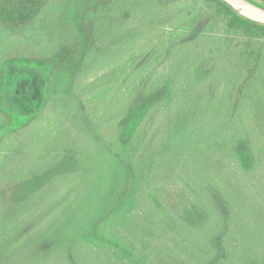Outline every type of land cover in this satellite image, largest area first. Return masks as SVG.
<instances>
[{
	"label": "rangeland",
	"instance_id": "obj_1",
	"mask_svg": "<svg viewBox=\"0 0 264 264\" xmlns=\"http://www.w3.org/2000/svg\"><path fill=\"white\" fill-rule=\"evenodd\" d=\"M157 1L135 0L124 39L108 55L115 61L107 65L102 59L97 68L95 60L87 63L76 91L68 92L63 82L48 90L36 65L8 64L5 107L24 118L42 106L48 91L51 108L29 126L0 129V181L11 183L8 203L0 202V264H215L210 252L219 257L217 249L225 252L222 264H264V170L247 173L234 158L236 128L228 115L237 113L224 99L231 82H207L196 99L195 82L176 64L183 56L176 53L170 62L165 55L174 37L193 39L185 48L198 65L213 38H183L189 13L173 11L171 0ZM49 7L45 20L57 15ZM47 38L37 31L1 38L0 53L28 42L39 51ZM170 71L184 93L171 109L168 100L151 110L134 148L115 139L111 150V121L129 99L128 81L142 72L152 90L169 81ZM248 104L264 128V95ZM192 122L191 130L183 127ZM198 122L205 125L202 134ZM216 192L224 202L219 210L210 208ZM114 198L126 200L119 218L105 228L143 263L89 232L96 211ZM205 201L209 208L200 209Z\"/></svg>",
	"mask_w": 264,
	"mask_h": 264
},
{
	"label": "trees",
	"instance_id": "obj_2",
	"mask_svg": "<svg viewBox=\"0 0 264 264\" xmlns=\"http://www.w3.org/2000/svg\"><path fill=\"white\" fill-rule=\"evenodd\" d=\"M261 2L264 3V0ZM171 3L177 9L171 6L173 11L182 9L181 14L185 17H188L187 12L189 13L191 26L183 34V38L207 35L213 38V44L207 58L195 66V61L190 60L191 49L185 48V44L193 39L181 41L174 37L170 42V52L165 56L170 62L173 59L171 57L176 53L183 56L177 60L179 62L176 64H181L186 69L189 79L195 82L193 90L196 99H201L202 86L207 82L218 86L224 79L230 80L231 86L229 85L230 87L226 89L228 94H225L224 99L227 100L225 102L228 109L233 107L232 112L237 113L233 115L230 112L228 115V124L236 128L233 140L234 158L247 173L257 169L264 170V128L261 127L263 122L260 123L259 119L252 118L250 115L252 107L248 104L256 97L264 95V24L238 14L223 0H171ZM134 4L135 0H0V34L3 33L0 39L8 41L15 34L23 36L33 31L49 35L47 38L49 43L39 51L28 42L25 47L17 45L13 50L0 53V129L12 130L29 126L41 112L49 111L51 108L49 103L51 97L48 91L42 106L24 118L5 107L8 64L36 65L44 74L48 90L63 82L68 92L76 91L77 83L75 82L83 74L87 63L95 60L97 68L102 59L107 65L115 61L113 57L108 59V55L113 47L118 45L122 38L124 39L126 32L124 29L133 17ZM48 7L57 15L53 18L49 15V19L45 20ZM126 13L129 14L125 16ZM0 47H4V44H0ZM148 53L151 51L148 50ZM170 77L169 81L152 90L147 89L145 84L148 79L143 77L142 72H138L128 81L125 94L129 99L127 103H124L123 111H118L115 115L116 119L111 121L115 124L113 125L115 126L113 141H109L111 150L115 149V139H120V143L124 146L134 148L135 137H138L142 131L151 110L168 100L171 101L167 106L170 107L169 109L172 108L174 100L184 92L180 90L177 78L172 72ZM172 85L173 89H171ZM171 90L174 97L170 98ZM214 95L215 93L209 94L208 101L212 102ZM212 125L208 127L211 129L208 132L213 131ZM238 125L243 126V129L237 128ZM194 126L193 122L183 125L190 130ZM198 128V134L205 132L203 122L196 124V129ZM187 131L188 129L185 130L186 133ZM110 158H113L112 154ZM121 162L123 163V160L118 159L117 165L120 167ZM122 166L125 176L130 175V170L127 168H131V162L127 160ZM10 187L11 183L8 181H0V202L8 203L7 192L9 194ZM215 196L218 198L213 199L210 208L216 206L219 210L224 207V202L217 192ZM156 199L160 200L158 197ZM122 200L120 202L121 200L117 201L114 198L113 203L108 202L106 207L96 211V215L89 222V232L97 237L100 243L105 242L108 248L111 244L117 245L116 248L122 254L130 253L132 258L137 257L136 259H141L140 262L143 263L138 252L131 250L121 241H113L109 236V230L105 228L106 224L109 225L119 218L126 199ZM205 203L206 206L203 205ZM108 204L111 206L108 207ZM208 204L210 202L205 201L198 205L200 209L206 210L209 208ZM217 244L220 245L219 242ZM220 250L219 257L216 252H210L215 264H222L225 252L222 249H217V252ZM145 264L151 263L147 260Z\"/></svg>",
	"mask_w": 264,
	"mask_h": 264
},
{
	"label": "water",
	"instance_id": "obj_3",
	"mask_svg": "<svg viewBox=\"0 0 264 264\" xmlns=\"http://www.w3.org/2000/svg\"><path fill=\"white\" fill-rule=\"evenodd\" d=\"M238 14L264 24V3L259 0H223Z\"/></svg>",
	"mask_w": 264,
	"mask_h": 264
}]
</instances>
